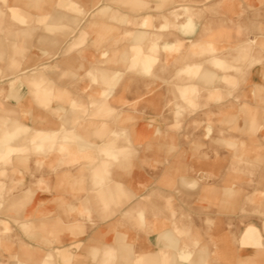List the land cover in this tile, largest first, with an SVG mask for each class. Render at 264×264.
<instances>
[{
  "label": "rangeland",
  "instance_id": "1",
  "mask_svg": "<svg viewBox=\"0 0 264 264\" xmlns=\"http://www.w3.org/2000/svg\"><path fill=\"white\" fill-rule=\"evenodd\" d=\"M0 264H264V0H0Z\"/></svg>",
  "mask_w": 264,
  "mask_h": 264
},
{
  "label": "crops",
  "instance_id": "2",
  "mask_svg": "<svg viewBox=\"0 0 264 264\" xmlns=\"http://www.w3.org/2000/svg\"><path fill=\"white\" fill-rule=\"evenodd\" d=\"M12 16H13L16 20H18V21H15L14 19L10 18V19H11V20H10L11 25H13V26H17V25H20V26H21V24H22L23 26H29V25L34 24V22H35V18H34V16L31 17L29 14H26V16H27V17H26L25 15H23V14H21V13H15V12H13ZM26 19H28L27 22H24V21H26ZM19 21H21V22H19ZM243 237H244L246 240H248V239H250V240H251V239L255 240V239L258 238V234H257V231H256L255 229H253V228H248V229L245 231Z\"/></svg>",
  "mask_w": 264,
  "mask_h": 264
}]
</instances>
